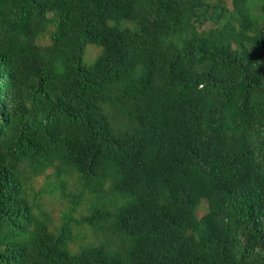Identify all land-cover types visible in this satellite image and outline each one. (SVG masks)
Instances as JSON below:
<instances>
[{
  "label": "trees",
  "instance_id": "trees-1",
  "mask_svg": "<svg viewBox=\"0 0 264 264\" xmlns=\"http://www.w3.org/2000/svg\"><path fill=\"white\" fill-rule=\"evenodd\" d=\"M0 264H264V0H0Z\"/></svg>",
  "mask_w": 264,
  "mask_h": 264
},
{
  "label": "rangeland",
  "instance_id": "rangeland-1",
  "mask_svg": "<svg viewBox=\"0 0 264 264\" xmlns=\"http://www.w3.org/2000/svg\"><path fill=\"white\" fill-rule=\"evenodd\" d=\"M46 41V40H45ZM99 52V49L94 47V46H88L86 49V54H85V60L86 61H91ZM32 185H33V190L38 191L40 189H43L42 187L44 186L45 183V178L40 176L37 177L36 179H34L32 181ZM56 195V194H54ZM53 195V196H54ZM52 196V197H53ZM51 195L44 193L40 196V198H38V200L40 202H42L44 204V209L46 212L49 213L50 217H51V221L49 226L52 227L54 225H58L60 223V217H61V211L64 209L65 207V203L60 202V198L59 197H54L52 198ZM204 213V209L201 208L198 211V216L202 215ZM77 214H75V216H77ZM85 233V232H84ZM84 235V240L81 242V245L78 242H73L71 244V250L72 251H77L79 250V247L85 245L87 242L91 243L92 240L94 239V236L90 235L89 233H85ZM97 238V237H95ZM80 245V246H79Z\"/></svg>",
  "mask_w": 264,
  "mask_h": 264
}]
</instances>
